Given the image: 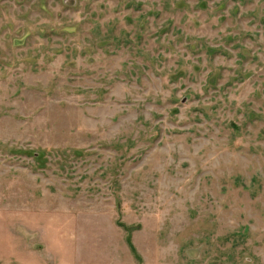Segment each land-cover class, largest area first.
<instances>
[{
    "label": "rangeland",
    "instance_id": "rangeland-1",
    "mask_svg": "<svg viewBox=\"0 0 264 264\" xmlns=\"http://www.w3.org/2000/svg\"><path fill=\"white\" fill-rule=\"evenodd\" d=\"M0 264H264V0H0Z\"/></svg>",
    "mask_w": 264,
    "mask_h": 264
}]
</instances>
